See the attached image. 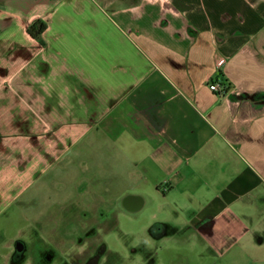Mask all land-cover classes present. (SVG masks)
I'll return each mask as SVG.
<instances>
[{
    "label": "crops",
    "instance_id": "obj_1",
    "mask_svg": "<svg viewBox=\"0 0 264 264\" xmlns=\"http://www.w3.org/2000/svg\"><path fill=\"white\" fill-rule=\"evenodd\" d=\"M219 79L228 92L209 89ZM1 106L43 110L42 131L35 120L27 132L35 153L60 147L93 176L102 168L128 211L157 192L158 210L192 212L187 222L225 252L252 240L264 212V0H0ZM16 129L0 138V163ZM20 159L0 170V199L20 197ZM74 178L47 219L100 212L95 181ZM19 237L3 264L18 260Z\"/></svg>",
    "mask_w": 264,
    "mask_h": 264
},
{
    "label": "rangeland",
    "instance_id": "obj_2",
    "mask_svg": "<svg viewBox=\"0 0 264 264\" xmlns=\"http://www.w3.org/2000/svg\"><path fill=\"white\" fill-rule=\"evenodd\" d=\"M7 101L9 105L12 104L11 100ZM3 107H0V138L12 133L19 134L16 127H22L19 130L20 143L15 140L14 144L8 141L3 144L5 152L4 155L1 154L3 159L0 163V170L10 171L12 159L17 158L18 155L21 157L20 197L15 199V202H8L3 197L0 199V254L7 251L4 247L6 244L10 245V242L7 243L9 239L18 235H20L19 241L28 246L27 252L22 253L18 260H14V264L69 262L60 251L63 242L57 237L63 228L60 212H54L58 219L56 218L53 229L51 228L53 221L50 219L53 214L49 219L45 214L52 212L48 208L50 203H62L75 191L76 178L73 180V177L77 175L89 178L92 180V185L95 181V185L102 193L101 200L96 202L100 209V218L110 220L114 224L113 228L102 235L99 245L104 251L115 253L117 258H112L111 262L101 259L100 264H264V212L258 221L252 240L234 243L232 248L225 252L226 249L220 244H210L205 241L197 233L196 228L187 222L184 216L189 217L192 212L158 210L160 193L147 192L144 196L147 200L145 208L130 212L119 200V195L115 196L112 192V187L110 191L108 189H106L108 192L105 191L104 185H109V180L107 174L101 172L102 168L99 170L96 166L97 174L94 177L91 168L78 166L79 163L75 158L71 160L61 156L60 147L49 148L50 155L44 157L43 151L46 147L40 144L37 149L42 154H36V146L29 145L27 132L31 133L29 125L31 123L34 125L35 120L38 124V132L42 131L43 110H6ZM91 164L95 165L94 162ZM15 170L17 171V168ZM262 202L261 205H264V196ZM109 205L115 209L113 216ZM91 211L93 215L94 212ZM44 216L45 219H42L40 225L33 223L34 218H44ZM89 218L93 217L89 216ZM160 223L163 225L160 226ZM42 230L55 236L53 242L49 241L51 236L45 235ZM71 231L72 234H77V228L72 225L66 228L64 235L71 234ZM30 234H33L34 238L39 235L42 239L39 243L30 244L28 238ZM161 234H164V237ZM86 251H88L87 247ZM2 254L0 264L4 263ZM78 260L80 261L81 258ZM78 260L75 262L70 260V264H78Z\"/></svg>",
    "mask_w": 264,
    "mask_h": 264
},
{
    "label": "flooded vegetation",
    "instance_id": "obj_3",
    "mask_svg": "<svg viewBox=\"0 0 264 264\" xmlns=\"http://www.w3.org/2000/svg\"><path fill=\"white\" fill-rule=\"evenodd\" d=\"M110 211L113 216L115 211ZM90 212L92 211L82 212L80 209L74 208L70 212L72 214L71 220H65V217L63 218L62 216L60 222L62 223L63 228L61 229L60 235H57V237L58 239L61 238V241L63 242V247L62 250L60 249V251L66 256L67 260L69 261L67 264H70V260H73V262H75L80 258L81 260H78V264H100L101 259H105L108 262H111L112 258H117V255L115 253L111 251H104V249H102V247H100L99 245L102 240V235L107 233L110 228H113V222L111 223L110 220L107 221L104 218H99L100 214L97 209L93 210V215H91L92 213ZM82 215H85L86 217H81ZM89 216H92L93 218H89ZM56 220L57 219L54 220L51 226L52 229L54 228ZM72 225L77 228V234L74 235L71 231V234L67 233L66 235H64V231L66 230V228ZM48 236H51V239L49 241L53 242L52 239L55 236L52 235V233L48 234ZM41 239L42 238L39 235L37 238H34V235H32L29 241L30 244H33L32 242L39 243ZM85 245L88 249V251L86 252ZM17 247L18 250L20 249L19 252L16 249ZM26 247L28 248V246H26L22 241L16 242V256L20 257L22 253L27 252L28 249Z\"/></svg>",
    "mask_w": 264,
    "mask_h": 264
},
{
    "label": "built area",
    "instance_id": "obj_4",
    "mask_svg": "<svg viewBox=\"0 0 264 264\" xmlns=\"http://www.w3.org/2000/svg\"><path fill=\"white\" fill-rule=\"evenodd\" d=\"M159 2L162 3H167L168 0H157ZM209 89L217 92L218 94H223L226 93L230 90V85L228 84V82L224 81V80H214L212 82L209 83L208 85Z\"/></svg>",
    "mask_w": 264,
    "mask_h": 264
},
{
    "label": "trees",
    "instance_id": "obj_5",
    "mask_svg": "<svg viewBox=\"0 0 264 264\" xmlns=\"http://www.w3.org/2000/svg\"><path fill=\"white\" fill-rule=\"evenodd\" d=\"M43 30V25L39 22L33 23L28 29L27 32L32 37H37Z\"/></svg>",
    "mask_w": 264,
    "mask_h": 264
}]
</instances>
